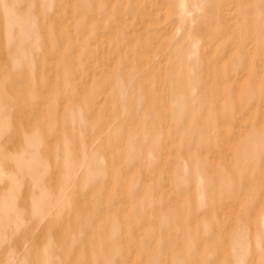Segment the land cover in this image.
Segmentation results:
<instances>
[{
	"label": "rangeland",
	"instance_id": "rangeland-1",
	"mask_svg": "<svg viewBox=\"0 0 264 264\" xmlns=\"http://www.w3.org/2000/svg\"><path fill=\"white\" fill-rule=\"evenodd\" d=\"M0 184V264H264V0H0Z\"/></svg>",
	"mask_w": 264,
	"mask_h": 264
},
{
	"label": "bare ground",
	"instance_id": "bare-ground-1",
	"mask_svg": "<svg viewBox=\"0 0 264 264\" xmlns=\"http://www.w3.org/2000/svg\"><path fill=\"white\" fill-rule=\"evenodd\" d=\"M261 3V2H260ZM227 5V4H226ZM167 7V6H166ZM187 29V28H186ZM253 33V32H252ZM205 35V34H204ZM252 39V38H251ZM255 43V42H254ZM256 44V43H255ZM255 46V45H254ZM251 48V47H250ZM77 50V49H76ZM226 54V53H225ZM1 185V184H0ZM114 202V201H113ZM91 205V204H90Z\"/></svg>",
	"mask_w": 264,
	"mask_h": 264
}]
</instances>
